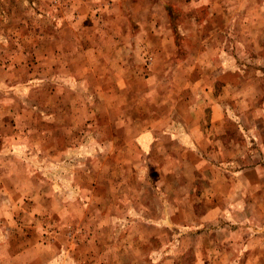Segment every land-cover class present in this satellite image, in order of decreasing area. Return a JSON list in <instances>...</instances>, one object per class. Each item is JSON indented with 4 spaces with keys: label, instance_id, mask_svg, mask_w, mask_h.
Here are the masks:
<instances>
[{
    "label": "rangeland",
    "instance_id": "1",
    "mask_svg": "<svg viewBox=\"0 0 264 264\" xmlns=\"http://www.w3.org/2000/svg\"><path fill=\"white\" fill-rule=\"evenodd\" d=\"M0 264H264V0H0Z\"/></svg>",
    "mask_w": 264,
    "mask_h": 264
},
{
    "label": "crops",
    "instance_id": "2",
    "mask_svg": "<svg viewBox=\"0 0 264 264\" xmlns=\"http://www.w3.org/2000/svg\"><path fill=\"white\" fill-rule=\"evenodd\" d=\"M216 111L218 112L219 110H218V108H216ZM219 118L218 117H216V120H218ZM8 256L10 257V255L8 254ZM8 260H9V258H8Z\"/></svg>",
    "mask_w": 264,
    "mask_h": 264
}]
</instances>
